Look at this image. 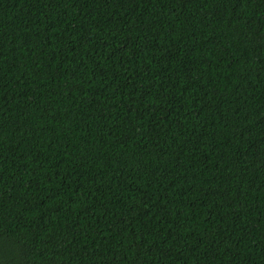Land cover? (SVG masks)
I'll list each match as a JSON object with an SVG mask.
<instances>
[{"label": "trees", "instance_id": "obj_1", "mask_svg": "<svg viewBox=\"0 0 264 264\" xmlns=\"http://www.w3.org/2000/svg\"><path fill=\"white\" fill-rule=\"evenodd\" d=\"M0 264H264V0H0Z\"/></svg>", "mask_w": 264, "mask_h": 264}]
</instances>
